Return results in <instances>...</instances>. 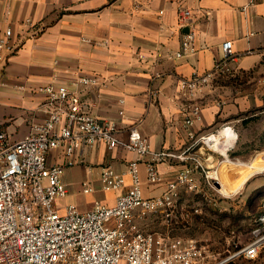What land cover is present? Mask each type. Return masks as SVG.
<instances>
[{
  "label": "crops",
  "instance_id": "1",
  "mask_svg": "<svg viewBox=\"0 0 264 264\" xmlns=\"http://www.w3.org/2000/svg\"><path fill=\"white\" fill-rule=\"evenodd\" d=\"M181 9L194 14L197 50L177 57L187 32L180 25ZM7 27L13 30L17 50L0 62V129L10 141H18L48 117V97L42 89L65 86L101 123H116L120 139L137 125L152 151L186 152L190 158L185 161L159 163L156 183L148 180L146 167L152 153L141 160L143 193L154 197L180 170L192 167L196 140L242 107V93L235 86L264 52V0H0V37ZM225 40L233 41L234 51L227 69L192 100L184 97L181 81L213 70ZM83 79L96 82L85 85ZM191 102L202 106V120L191 127L194 137L184 127ZM49 158L64 162L62 152H52ZM136 159L122 146L110 149L99 143L82 148L77 162L65 167L62 180L71 197L75 192L83 196L73 202L64 201L68 195L58 198L57 209L63 213L75 204L87 210L96 201L113 205L130 187L128 164ZM104 165L125 173L122 191L102 189ZM83 182L94 192L82 193ZM144 220L136 219L142 230L164 233Z\"/></svg>",
  "mask_w": 264,
  "mask_h": 264
},
{
  "label": "built area",
  "instance_id": "2",
  "mask_svg": "<svg viewBox=\"0 0 264 264\" xmlns=\"http://www.w3.org/2000/svg\"><path fill=\"white\" fill-rule=\"evenodd\" d=\"M180 17V25L187 32L177 57L197 50L194 14L181 9ZM16 50L13 30L7 27L0 37V62H6ZM233 57V41L225 40L215 68L183 79L181 94L192 100L203 85L227 69ZM95 82L82 80L85 85ZM42 90L48 97L45 121L33 124L30 132L15 142L0 129V264H226L241 257L258 258L264 249V202L250 240L220 260L195 238L142 230L136 219L149 214L161 213L173 222L181 189H196L198 181L193 168L186 166L160 195L146 197L139 172L141 160L152 153L146 167L148 180L156 183L160 180L159 163L190 157L186 152L152 151L148 137L137 125L130 127L126 139H120L116 123H101L83 108L80 96L65 86L49 85ZM201 120L202 106L191 102L184 119L190 137H194L191 127ZM210 134L201 136L195 144L214 136ZM99 143L110 149L122 146L136 154L137 159L128 164L130 187L122 191L126 187L125 173L104 165L101 187L104 191H122L116 202L108 205L96 201L87 210L69 204L61 213L55 202L69 193L62 180L65 167L77 162L82 148ZM52 152H62L64 162L50 160ZM92 192L93 186L83 182L82 193Z\"/></svg>",
  "mask_w": 264,
  "mask_h": 264
},
{
  "label": "rangeland",
  "instance_id": "3",
  "mask_svg": "<svg viewBox=\"0 0 264 264\" xmlns=\"http://www.w3.org/2000/svg\"><path fill=\"white\" fill-rule=\"evenodd\" d=\"M240 80L235 89L242 93V107L217 122L210 131L219 137L217 131L229 127L235 132L234 141L225 152L206 139L198 143L192 165L198 187L181 189L173 224L161 213L144 217V221L152 222L155 229L166 234L199 240L219 260L250 240L264 202V169L253 173L239 190L229 195L220 191L218 182L223 167L228 170L229 183L233 184L241 176L240 163L264 159V52L259 63L241 74ZM224 143L222 136L219 145ZM81 196L76 192L73 197L68 194L64 201H77ZM226 264H264V249L256 259L241 257Z\"/></svg>",
  "mask_w": 264,
  "mask_h": 264
},
{
  "label": "bare ground",
  "instance_id": "4",
  "mask_svg": "<svg viewBox=\"0 0 264 264\" xmlns=\"http://www.w3.org/2000/svg\"><path fill=\"white\" fill-rule=\"evenodd\" d=\"M219 133V137L217 136H211L209 138H207L206 140L208 142H214V144L216 146H219V148L221 149L222 152H225V150L227 149L228 145H230L234 139H235V132L229 128L226 127L224 129H222ZM225 137V143L224 145L220 146L219 145V138L220 137ZM238 138V136H237ZM263 152V151H262ZM262 156V155H261ZM227 158V157H226ZM230 162V161H229ZM242 166L239 167V170H241V176L239 178V180L236 183H229L228 181V170L225 169L223 167V169L221 170L222 173V179H219V183H220V191L226 195H229L233 192H236L237 190H239L243 184L245 182H247V180L249 179V177L255 172L257 171H262L264 169V159L262 157V159L260 160H256V161H252L251 163H240ZM253 176V175H252Z\"/></svg>",
  "mask_w": 264,
  "mask_h": 264
},
{
  "label": "water",
  "instance_id": "5",
  "mask_svg": "<svg viewBox=\"0 0 264 264\" xmlns=\"http://www.w3.org/2000/svg\"><path fill=\"white\" fill-rule=\"evenodd\" d=\"M218 184V183H217Z\"/></svg>",
  "mask_w": 264,
  "mask_h": 264
}]
</instances>
